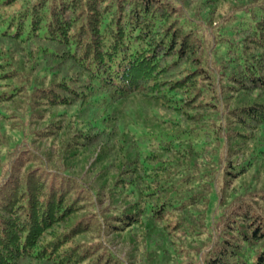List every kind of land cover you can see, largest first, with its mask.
<instances>
[{"label": "trees", "instance_id": "trees-1", "mask_svg": "<svg viewBox=\"0 0 264 264\" xmlns=\"http://www.w3.org/2000/svg\"><path fill=\"white\" fill-rule=\"evenodd\" d=\"M6 119L0 264H264V0H0Z\"/></svg>", "mask_w": 264, "mask_h": 264}, {"label": "rangeland", "instance_id": "rangeland-1", "mask_svg": "<svg viewBox=\"0 0 264 264\" xmlns=\"http://www.w3.org/2000/svg\"><path fill=\"white\" fill-rule=\"evenodd\" d=\"M8 120L9 119H6L4 122L0 120V139L2 141V149H0V180L5 174L7 162L12 157L13 150L18 145H21L22 141L28 139V129L31 128V126L27 124L12 126ZM22 128H24V130H22ZM24 134H26L27 137H25Z\"/></svg>", "mask_w": 264, "mask_h": 264}]
</instances>
